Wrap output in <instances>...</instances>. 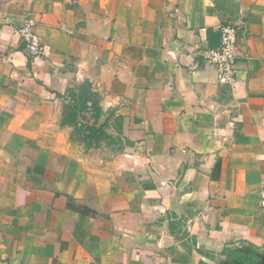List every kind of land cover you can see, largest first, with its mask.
<instances>
[{
  "label": "crops",
  "instance_id": "crops-1",
  "mask_svg": "<svg viewBox=\"0 0 264 264\" xmlns=\"http://www.w3.org/2000/svg\"><path fill=\"white\" fill-rule=\"evenodd\" d=\"M263 175L264 0H0V264H264Z\"/></svg>",
  "mask_w": 264,
  "mask_h": 264
},
{
  "label": "built area",
  "instance_id": "built-area-1",
  "mask_svg": "<svg viewBox=\"0 0 264 264\" xmlns=\"http://www.w3.org/2000/svg\"><path fill=\"white\" fill-rule=\"evenodd\" d=\"M243 24L239 19L221 23L218 27L220 34L218 46L206 47L199 51L202 60L217 71L222 83H233L239 72L242 55L237 48V37L244 29ZM14 31L22 39L24 50L30 59L40 58L45 54L41 35L36 31L32 18L25 17ZM258 208L264 214V175L260 181Z\"/></svg>",
  "mask_w": 264,
  "mask_h": 264
},
{
  "label": "rangeland",
  "instance_id": "rangeland-1",
  "mask_svg": "<svg viewBox=\"0 0 264 264\" xmlns=\"http://www.w3.org/2000/svg\"><path fill=\"white\" fill-rule=\"evenodd\" d=\"M32 159H23V158H21L20 159V164L21 165H23V164H27V163H29L30 164V161H31ZM39 160H42V159H39V158H36L35 159V162H37V161H39ZM38 165V164H37Z\"/></svg>",
  "mask_w": 264,
  "mask_h": 264
}]
</instances>
